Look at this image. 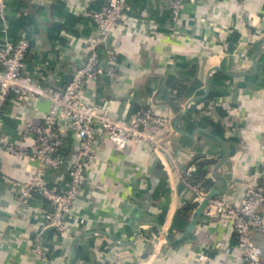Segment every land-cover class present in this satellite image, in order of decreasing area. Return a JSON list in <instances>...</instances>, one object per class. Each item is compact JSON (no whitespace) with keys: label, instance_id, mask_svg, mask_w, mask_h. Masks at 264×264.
<instances>
[{"label":"crops","instance_id":"1","mask_svg":"<svg viewBox=\"0 0 264 264\" xmlns=\"http://www.w3.org/2000/svg\"><path fill=\"white\" fill-rule=\"evenodd\" d=\"M1 2L0 46L16 44L25 33L30 44L26 72L44 87L61 91L101 36L84 13L100 10L106 0ZM169 4L131 0L121 24L98 48L104 56L106 49L116 52L119 81L97 74L84 82L80 98L102 106L115 119L132 120L151 108L172 124L184 112L185 100L203 97L207 89L208 96L192 103L179 122L186 134L171 124L169 132L151 130L171 142L175 164L162 162L146 143L120 152L98 130L99 164L89 168V181L68 216L67 234L54 229L43 233L46 264H244L235 233L220 220L202 214L187 231L198 206L183 174L193 166L192 182L207 191L218 188L213 170L203 175L195 159L230 152L218 177L226 178L223 195L235 203L242 201L246 183L261 176L264 0H187L181 21L190 30L183 32L173 24ZM48 111L47 101L11 97L2 110L1 128L9 140L21 144L25 127L40 126ZM208 121L221 124L224 131H215ZM63 126L69 131L65 164L45 174L48 184L58 187L66 184L80 148L69 121ZM36 171L32 158L19 160L0 150V264H43L32 254L33 238L42 231L50 205L39 194L19 205L20 191L7 181L28 182ZM138 222L144 227L135 241ZM159 229L168 241L161 240ZM254 239L264 260V234ZM115 242L131 246L122 249Z\"/></svg>","mask_w":264,"mask_h":264},{"label":"built area","instance_id":"2","mask_svg":"<svg viewBox=\"0 0 264 264\" xmlns=\"http://www.w3.org/2000/svg\"><path fill=\"white\" fill-rule=\"evenodd\" d=\"M130 2L131 0H106L100 10L84 11V16L91 18L100 29L101 36L89 46V58L73 72L61 91L44 87L26 72L30 44L25 33L21 34L16 44L0 46V120L2 110L11 97L49 103V111L42 124L38 127H25L24 142L21 144L9 140L0 123V150L19 160L32 158L37 163L36 174L28 182H12L6 178L20 191L19 205H26L37 194L50 205L44 217L42 231L33 238L32 254L43 264L47 261L42 245L43 233L54 229L61 235L67 234L66 222L75 200L89 181V168L99 164L96 144L99 129L105 131L120 152H124L133 143H146L162 162L171 161L175 164L171 142L151 131L158 128L169 132L170 120L157 115L151 108L142 110L132 120L115 119L107 109L96 104H86L79 95L84 82L97 74L106 75L112 82L119 81L115 67L116 52L106 49L104 56L98 48L106 44L113 31L121 24ZM186 2L187 0H170L169 4L172 22L181 32L190 30L181 21V12ZM4 16L5 8L1 2L0 17L4 19ZM66 121H69L72 135L78 139L80 148L66 184L61 187L51 186L45 174L49 170L63 168L66 161L64 148L69 142V131L63 126ZM194 171L195 168L190 166L183 174V182L195 194V204L199 206L208 196V191L202 185L192 182ZM245 187L240 203L222 195L209 202L203 215L209 220H220L224 226L233 230L244 264H264L263 250L254 239L255 235L264 234V169L257 181L251 180ZM219 248L221 244L216 246V249ZM202 259L207 260L208 257L203 256Z\"/></svg>","mask_w":264,"mask_h":264},{"label":"water","instance_id":"3","mask_svg":"<svg viewBox=\"0 0 264 264\" xmlns=\"http://www.w3.org/2000/svg\"><path fill=\"white\" fill-rule=\"evenodd\" d=\"M259 58H260V54L257 55L256 59L254 60V65L257 64V62L259 61ZM207 96H208V89H207L206 95L203 96V97H196V98H192L190 100H185L184 106H183V111L184 112L178 118L175 117L173 119L172 128L174 130L182 133V134H186L182 129L179 130V128H178L179 122L186 116V114L188 112V109L190 108V105L192 103H195V102L199 101L200 99H204ZM141 129H143V128L141 127ZM230 156H231L230 152H226V154L224 152H220V154L218 156H212V157L209 158V157H206L204 155V156H197V158L195 159V161L197 163H199L203 167V171H202L203 175H206V172H207V170L209 168H211L213 170L214 176L219 181L220 186L218 188H215L213 190L208 191V196L198 206V208H197V210L195 212L194 220H192V223H191V225H190V227L188 228L187 231H190L195 226V218L201 216L204 213V210L208 206L209 202L211 200L215 199V198L221 197L224 194L225 188H226V182H225L226 178L224 179L223 176H219L218 177V174H220L221 167L225 163H227V161L229 160ZM143 227H144V225L141 222L140 223L139 222L136 223V225L134 226V229L136 231L135 241L140 238L139 229H142ZM96 235H101V234L100 233H96ZM147 237H148V235H147ZM149 237L152 238V236L150 234H149ZM159 237L161 238V240H164V241H168L169 240L167 233L163 232L160 229H159ZM108 238H111V237L109 236ZM76 239H77L76 241H78L80 238H76ZM115 244L119 248H122V249H129L130 246H131V244L123 245V244L118 243V242H115Z\"/></svg>","mask_w":264,"mask_h":264},{"label":"trees","instance_id":"4","mask_svg":"<svg viewBox=\"0 0 264 264\" xmlns=\"http://www.w3.org/2000/svg\"><path fill=\"white\" fill-rule=\"evenodd\" d=\"M208 125L211 127V128H213L215 131H217V132H219V133H221L222 131H224V126H222L221 124L219 125V124H217V123H215V122H213V121H208ZM191 180H192V178H191Z\"/></svg>","mask_w":264,"mask_h":264}]
</instances>
